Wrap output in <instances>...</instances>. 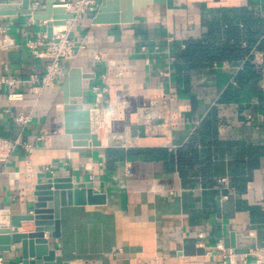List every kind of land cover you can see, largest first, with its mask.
<instances>
[{"label": "crops", "instance_id": "0c3cea01", "mask_svg": "<svg viewBox=\"0 0 264 264\" xmlns=\"http://www.w3.org/2000/svg\"><path fill=\"white\" fill-rule=\"evenodd\" d=\"M101 2L54 27L76 41V53L38 93L30 78L47 60L26 43L46 39L48 23L0 16V80H19L0 84V138L35 144L0 162V227L30 212L41 175L70 177L107 196L103 204L64 206L60 237L45 231L70 264H241L221 250L233 249L225 246L232 232L264 245V0H139L133 21L95 24ZM189 41L250 46L263 65L260 80L238 81L249 54L188 68L177 52ZM72 68L81 71L82 96H73ZM11 91L24 98L10 100ZM232 91L237 96L225 100ZM66 95L90 109L100 145L75 144L84 139L67 128ZM28 114L22 130L16 119ZM35 230L34 220H23L18 233ZM21 254L20 244L0 252L3 264H23Z\"/></svg>", "mask_w": 264, "mask_h": 264}, {"label": "water", "instance_id": "95a60500", "mask_svg": "<svg viewBox=\"0 0 264 264\" xmlns=\"http://www.w3.org/2000/svg\"><path fill=\"white\" fill-rule=\"evenodd\" d=\"M127 2L126 8L124 2ZM150 1V0H149ZM56 0H46V9H34L36 0H21V2L0 3V16L3 15H30L35 21H47L48 37H55L54 27L66 25L68 19H72L74 14L64 6H55ZM144 3L139 0H102L100 8L93 17V23H119L131 22L134 20V11L138 10ZM119 14V11H123ZM125 10L127 12H125ZM69 82L75 87L73 96H82L81 71L79 68H72L69 73ZM66 125L69 132L74 133V137L80 140L75 142L78 145H88L90 139L93 145H100L101 142L97 134L91 133L90 109L84 104L73 102L66 95ZM74 110H78L77 114ZM80 119V120H78ZM78 120V121H77ZM90 182L73 183V179L40 176L39 186H37V200L33 203L32 209L27 214L12 215V227H0V252L12 250L13 244H20L23 264H70L64 260L63 256L57 255L55 244L44 238L45 231H51L52 238L61 236V212L67 205L97 203L103 204L107 201V196L94 192ZM23 220H34L36 230L31 233H18ZM246 241H251V243ZM226 248H233L237 253H249L257 248L256 239L246 240L243 235L232 232L225 240Z\"/></svg>", "mask_w": 264, "mask_h": 264}, {"label": "built area", "instance_id": "2783aa9c", "mask_svg": "<svg viewBox=\"0 0 264 264\" xmlns=\"http://www.w3.org/2000/svg\"><path fill=\"white\" fill-rule=\"evenodd\" d=\"M96 0H67L63 6L74 14L73 19L81 18L82 14L87 9L95 10ZM36 9V4L33 7ZM11 38L6 37L1 41L2 48L9 49L13 46ZM26 45L39 57L47 60L46 70L43 74H33L30 78L34 83L35 92L38 93L44 88L49 87L54 82L59 80L65 74L64 62L73 57L76 53V41L70 38L66 32H60L54 37H46L44 40L28 39ZM43 46V47H41ZM19 82L16 78L2 77L0 84H6L9 87L16 85ZM95 89H98L97 87ZM10 100H22L24 94L21 91H11L8 95ZM31 114L20 115L16 119L21 125L22 130L26 129L32 121ZM24 147L27 151H33L35 144L26 142L22 139V135L15 138H0V162L8 163L16 150ZM221 182L226 183V178L221 179ZM223 254L229 258H240L241 264H264V245L257 246L249 253H237L235 250L221 249ZM227 252V253H225ZM4 257L0 256V264H3Z\"/></svg>", "mask_w": 264, "mask_h": 264}, {"label": "trees", "instance_id": "16d2710c", "mask_svg": "<svg viewBox=\"0 0 264 264\" xmlns=\"http://www.w3.org/2000/svg\"><path fill=\"white\" fill-rule=\"evenodd\" d=\"M258 49L264 52V39ZM248 54L249 58L238 75L239 83L244 85L250 81H259L262 76L263 65L255 62V56L251 54L250 46H215L212 42L189 41L183 50L177 52V58L181 64L184 63L188 68H199L224 60L236 62L244 59ZM237 93L238 91L228 92L225 94V100L234 99Z\"/></svg>", "mask_w": 264, "mask_h": 264}, {"label": "bare ground", "instance_id": "6f19581e", "mask_svg": "<svg viewBox=\"0 0 264 264\" xmlns=\"http://www.w3.org/2000/svg\"><path fill=\"white\" fill-rule=\"evenodd\" d=\"M57 27V26H56ZM65 29V28H64Z\"/></svg>", "mask_w": 264, "mask_h": 264}]
</instances>
